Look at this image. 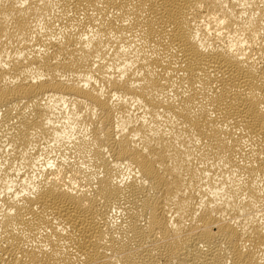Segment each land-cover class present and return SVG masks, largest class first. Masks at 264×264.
I'll list each match as a JSON object with an SVG mask.
<instances>
[{"label":"bare ground","instance_id":"bare-ground-1","mask_svg":"<svg viewBox=\"0 0 264 264\" xmlns=\"http://www.w3.org/2000/svg\"><path fill=\"white\" fill-rule=\"evenodd\" d=\"M0 264H264V0H0Z\"/></svg>","mask_w":264,"mask_h":264}]
</instances>
